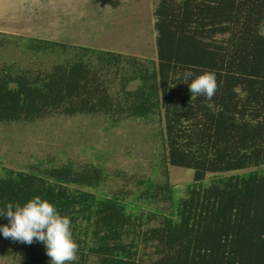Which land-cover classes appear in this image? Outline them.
I'll list each match as a JSON object with an SVG mask.
<instances>
[{"label": "trees", "instance_id": "trees-1", "mask_svg": "<svg viewBox=\"0 0 264 264\" xmlns=\"http://www.w3.org/2000/svg\"><path fill=\"white\" fill-rule=\"evenodd\" d=\"M153 16L156 61L28 39L31 50L53 49L60 59L48 69L0 68V122L51 113L157 117L164 162L193 170L183 194H174L166 175L139 179L127 199L98 189L101 167L68 161L0 170V209L34 196L54 204L72 221L79 245L72 264L91 256L97 264H264V0H157ZM184 70L193 78L216 73L214 107L175 78ZM247 168L204 182L207 173ZM158 201L169 208L154 206ZM8 223L0 216V225ZM0 238L24 264L49 259L42 242Z\"/></svg>", "mask_w": 264, "mask_h": 264}, {"label": "rangeland", "instance_id": "rangeland-1", "mask_svg": "<svg viewBox=\"0 0 264 264\" xmlns=\"http://www.w3.org/2000/svg\"><path fill=\"white\" fill-rule=\"evenodd\" d=\"M157 0H25L18 9L0 8V68L12 64L20 69H48L60 54L48 49L33 51L28 39L37 37L67 45L88 46L156 61L153 10ZM15 5V4H14ZM12 7V6H11ZM33 14L39 20L33 21ZM264 32V27H262ZM67 53L69 51L66 50ZM66 53V54H67ZM118 78L111 82L115 89ZM131 82L128 88H133ZM160 120L117 117L104 113L68 115L51 113L32 120L0 122V170L56 166L72 162L75 167H101L105 179L98 188L131 199L137 181L150 177L167 180L174 194H183L192 181L193 170L164 162L165 145ZM207 173L204 182L218 175ZM166 170V171H165ZM168 209L169 201L153 204ZM153 221L147 226L156 224ZM151 254L147 247L142 259ZM0 264H24L23 255L0 238ZM45 264H50V258ZM88 264H97L91 256Z\"/></svg>", "mask_w": 264, "mask_h": 264}, {"label": "clouds", "instance_id": "clouds-1", "mask_svg": "<svg viewBox=\"0 0 264 264\" xmlns=\"http://www.w3.org/2000/svg\"><path fill=\"white\" fill-rule=\"evenodd\" d=\"M193 77L191 70L177 72L175 76L189 85L192 97L204 96L206 106L214 107L212 100L218 89L216 73L206 71ZM0 216L9 221L7 225H0V233L5 238L29 245L34 239L44 243L50 264H72L78 260L79 245L73 239L72 221L49 201L34 196L23 205L9 202L0 209Z\"/></svg>", "mask_w": 264, "mask_h": 264}, {"label": "crops", "instance_id": "crops-1", "mask_svg": "<svg viewBox=\"0 0 264 264\" xmlns=\"http://www.w3.org/2000/svg\"><path fill=\"white\" fill-rule=\"evenodd\" d=\"M28 2H31L32 4H39V0H27ZM50 1V0H49ZM22 3H25V0H0V8H3L2 4H5L6 7L8 8H14V9H18L22 7ZM15 4V5H14ZM12 6V7H11ZM21 6V7H20ZM23 8V7H22ZM33 21L35 20H39V18L37 17L36 14H33L32 17Z\"/></svg>", "mask_w": 264, "mask_h": 264}]
</instances>
